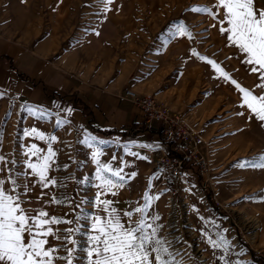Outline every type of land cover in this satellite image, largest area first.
Segmentation results:
<instances>
[{
  "label": "rangeland",
  "instance_id": "rangeland-1",
  "mask_svg": "<svg viewBox=\"0 0 264 264\" xmlns=\"http://www.w3.org/2000/svg\"><path fill=\"white\" fill-rule=\"evenodd\" d=\"M22 2L29 3L4 4L1 14L6 21L14 17L22 29L37 28V38L53 39L56 50L49 60L62 58V66L71 63L82 75L102 83L131 84L141 94L156 96L192 128L199 156L206 160L204 168H198L200 178L184 173L176 182L166 183L153 169L160 153L159 142L131 143L124 141L122 134L106 135L68 123L57 127L56 120L68 121L67 114L45 111L49 118H40L28 109L43 110L0 92V154L17 162L6 167L21 184L17 192L25 201V209L34 214L33 209L43 208L50 215L73 221L81 210L98 213L94 203L81 201L93 200L99 191L95 187L99 181L94 179L97 165L92 158L99 149L101 163L122 168L125 177L123 187L113 189L115 195L106 193L101 199L112 200V207L121 214L147 204L145 212L134 213L131 219L144 218L157 228L159 246L168 249L161 255L169 264H264L255 261L251 253L264 259V168L250 166L264 156V123L241 106L242 94L230 81L192 53L195 49L216 61L241 86L262 94L256 87L258 75L244 63L245 54L219 31L223 9L215 8L216 0H111L107 10L106 0ZM257 6L264 8V0H257ZM194 7H209L219 16L194 12ZM181 25L192 33L191 38L176 34ZM157 125L154 122L153 126ZM33 128L58 138L52 144L57 155L50 172L58 183L49 189H42L31 175L16 176L30 172L23 164L28 146L35 143L47 149L46 141L24 135ZM88 135L107 143L89 148L82 143ZM244 161L249 166L240 167ZM0 178L7 180L4 173ZM84 178L89 182L80 183ZM29 181L32 191L24 195L22 186ZM6 186L11 187L10 183ZM42 192L48 195L37 200ZM51 195L67 200L49 204ZM80 224L87 230L90 221ZM54 227L63 235V229L77 224ZM76 238L84 246V238L80 234ZM48 239L52 245L61 243ZM211 241L222 246L214 248ZM64 254L61 247L58 255ZM74 264H86V260L81 258Z\"/></svg>",
  "mask_w": 264,
  "mask_h": 264
},
{
  "label": "snow or ice",
  "instance_id": "snow-or-ice-1",
  "mask_svg": "<svg viewBox=\"0 0 264 264\" xmlns=\"http://www.w3.org/2000/svg\"><path fill=\"white\" fill-rule=\"evenodd\" d=\"M108 3H111V0H106L105 10H107ZM215 8L223 9L219 31L227 34V40L245 54L244 63L251 65L250 71L258 75L260 83L256 87L262 94L256 95L253 91L241 86L216 61L201 56L195 49L192 53L201 60H207L220 77L230 81L242 94L241 106H246V110L254 114L253 118L264 123V8L257 6V0H216ZM191 10L206 12L213 17L219 16L218 12H214L209 7H194ZM225 23L226 27L223 26ZM176 34L192 37V33L187 31L183 25L177 28ZM28 111L40 118H49V113L45 111L33 109H28ZM65 111L71 113L72 110L65 109ZM65 123L68 121L56 120L57 127ZM24 135L35 136L41 141H46L47 149L35 143L28 146L24 153L28 158L23 161V164L30 172L16 173V176L31 175L42 189L56 186L58 181L50 176V172L53 170L57 155L52 144L58 138L36 128L26 130ZM82 143L92 148L95 144L107 142L88 135ZM101 154L99 149L92 153V158L97 165L94 179L99 181L95 187L99 191L93 200L86 198L81 201L82 204L94 203L99 211L88 213L81 210L75 221L50 215L43 208L33 209L34 214L26 210L23 206L25 201L22 200L21 193L17 192L21 184L9 174L12 170L6 167L9 163L16 164L17 162L9 161L0 154V173L7 176V180L0 178V264H57V261H62L63 264H74V261L81 258L86 260V264H169L168 260L161 255L162 252L167 253L168 249L159 246L161 241L156 239L157 228L147 223L144 218L136 221L131 219L134 213L145 212L147 204L121 214L112 207V200L101 199L106 193L115 195L113 189L123 187L122 182L125 179L122 175V168H113L111 163H101L99 159ZM32 158H35V162ZM239 166H249V162L244 161ZM250 166L264 168V156L260 157L258 163H251ZM63 167L67 168L68 165ZM135 175L136 173L131 174V176ZM88 182V178L80 181L82 184ZM9 183L10 188L6 186ZM30 184L31 181L23 184L22 193L24 195L32 191ZM46 195L48 193L42 192L36 199L42 201ZM145 198L148 199V197ZM66 200L67 198L58 199L55 195H51L47 203L62 204ZM79 207L80 205H77V208ZM124 217L128 219L124 220ZM82 220L90 221L87 230L80 224ZM73 223H76L77 227L63 229V235L59 234L61 232L59 228L54 227ZM76 234L84 238V246H81V241L76 238ZM49 237L61 241L60 245L50 244ZM221 239L223 244L228 243L223 240V237ZM211 243L214 248L222 246L216 241H211ZM61 247L64 248L66 254L58 255Z\"/></svg>",
  "mask_w": 264,
  "mask_h": 264
},
{
  "label": "crops",
  "instance_id": "crops-1",
  "mask_svg": "<svg viewBox=\"0 0 264 264\" xmlns=\"http://www.w3.org/2000/svg\"><path fill=\"white\" fill-rule=\"evenodd\" d=\"M22 1L0 0V9L5 8L4 4L29 3ZM9 13L14 16V12ZM6 18L0 11V92L43 111L67 114L72 127L113 128L127 132L128 137L118 133L124 141L162 143V134L157 131L160 124L142 132L140 127L148 126L145 117L124 95L126 87L143 92L131 84L112 83V79L102 83L96 77L82 75L71 63L62 66V58L49 60L56 50L53 39L37 38V28L22 29L16 26L14 17L12 21ZM65 109L72 111L69 113Z\"/></svg>",
  "mask_w": 264,
  "mask_h": 264
},
{
  "label": "built area",
  "instance_id": "built-area-1",
  "mask_svg": "<svg viewBox=\"0 0 264 264\" xmlns=\"http://www.w3.org/2000/svg\"><path fill=\"white\" fill-rule=\"evenodd\" d=\"M124 95L142 111L149 128L159 123L162 131V143L153 169L162 174L166 183H174L184 175V165L204 168L206 160L199 156L196 136L192 128L182 120L181 115L161 104L151 94H141L134 89H124Z\"/></svg>",
  "mask_w": 264,
  "mask_h": 264
},
{
  "label": "trees",
  "instance_id": "trees-1",
  "mask_svg": "<svg viewBox=\"0 0 264 264\" xmlns=\"http://www.w3.org/2000/svg\"><path fill=\"white\" fill-rule=\"evenodd\" d=\"M136 125V124H135ZM140 129H141V131L142 132H147L148 130H150L151 128H149V126H147L146 124H143L141 127H140ZM95 130L97 131V132H101V133H103V134H106V135H110V134H113V133H119L120 131L119 130H115V129H113V128H108V129H106V128H95ZM157 131H159V133L160 134H162V131H161V129L160 130H158L157 129ZM155 132V131H154ZM124 134H125V136H126V133L127 132H123ZM126 137H128V136H126ZM184 173L186 174V175H197L199 178H200V173L198 172V167H196V166H192V165H184ZM213 201V200H212ZM246 243V242H245ZM252 253V256L254 257V260L255 261H258V262H260V261H263L264 262V259L263 258H261L260 257V254H255L254 252H251Z\"/></svg>",
  "mask_w": 264,
  "mask_h": 264
}]
</instances>
